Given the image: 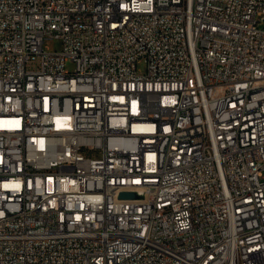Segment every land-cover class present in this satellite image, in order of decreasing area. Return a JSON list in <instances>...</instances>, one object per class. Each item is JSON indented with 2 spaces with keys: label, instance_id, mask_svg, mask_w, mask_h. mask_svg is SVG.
<instances>
[{
  "label": "built area",
  "instance_id": "1",
  "mask_svg": "<svg viewBox=\"0 0 264 264\" xmlns=\"http://www.w3.org/2000/svg\"><path fill=\"white\" fill-rule=\"evenodd\" d=\"M0 264H264V0H0Z\"/></svg>",
  "mask_w": 264,
  "mask_h": 264
},
{
  "label": "rangeland",
  "instance_id": "2",
  "mask_svg": "<svg viewBox=\"0 0 264 264\" xmlns=\"http://www.w3.org/2000/svg\"><path fill=\"white\" fill-rule=\"evenodd\" d=\"M44 45L46 48L50 49L51 51H59L62 49V42L52 37H46L44 40ZM66 67L68 71L75 70V65L72 61L68 62ZM139 69L140 71H143L145 69L144 64H140Z\"/></svg>",
  "mask_w": 264,
  "mask_h": 264
},
{
  "label": "water",
  "instance_id": "3",
  "mask_svg": "<svg viewBox=\"0 0 264 264\" xmlns=\"http://www.w3.org/2000/svg\"><path fill=\"white\" fill-rule=\"evenodd\" d=\"M140 196L137 193H122L120 195V199L128 200V199H138Z\"/></svg>",
  "mask_w": 264,
  "mask_h": 264
}]
</instances>
